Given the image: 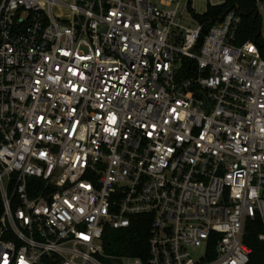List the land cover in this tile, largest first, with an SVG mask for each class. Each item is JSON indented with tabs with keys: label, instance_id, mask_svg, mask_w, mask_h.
Returning a JSON list of instances; mask_svg holds the SVG:
<instances>
[{
	"label": "built area",
	"instance_id": "obj_1",
	"mask_svg": "<svg viewBox=\"0 0 264 264\" xmlns=\"http://www.w3.org/2000/svg\"><path fill=\"white\" fill-rule=\"evenodd\" d=\"M0 0V264H248L264 242V2ZM150 220L148 256L106 252Z\"/></svg>",
	"mask_w": 264,
	"mask_h": 264
},
{
	"label": "trees",
	"instance_id": "obj_2",
	"mask_svg": "<svg viewBox=\"0 0 264 264\" xmlns=\"http://www.w3.org/2000/svg\"><path fill=\"white\" fill-rule=\"evenodd\" d=\"M259 1L264 0H225L224 3L209 6L205 14H195L196 18L205 24L199 44L210 27L222 18L230 9L238 8L242 15V23L238 31L237 43L242 44L247 40L258 37V29L262 20L256 15ZM261 228L258 223L251 222L245 242L253 252L248 264H264V242L259 239ZM150 237V220L139 216L132 221L130 227L125 229H109L105 234L106 252L112 256L142 257L148 256Z\"/></svg>",
	"mask_w": 264,
	"mask_h": 264
},
{
	"label": "rangeland",
	"instance_id": "obj_3",
	"mask_svg": "<svg viewBox=\"0 0 264 264\" xmlns=\"http://www.w3.org/2000/svg\"><path fill=\"white\" fill-rule=\"evenodd\" d=\"M224 2L225 0H192L193 11L186 10L183 18H181L180 20L178 19V21L184 26H190L195 28L198 26L199 22L196 20V18H194V13L205 14L210 5L215 6ZM107 262L109 264L116 263L113 258L107 259ZM122 264H129V261L123 260Z\"/></svg>",
	"mask_w": 264,
	"mask_h": 264
}]
</instances>
